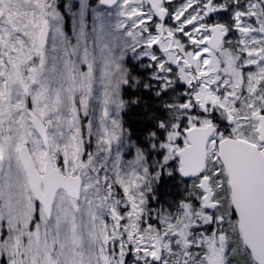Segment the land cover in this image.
I'll return each instance as SVG.
<instances>
[{"label": "snow or ice", "instance_id": "obj_1", "mask_svg": "<svg viewBox=\"0 0 264 264\" xmlns=\"http://www.w3.org/2000/svg\"><path fill=\"white\" fill-rule=\"evenodd\" d=\"M0 264H264V0H0Z\"/></svg>", "mask_w": 264, "mask_h": 264}, {"label": "rangeland", "instance_id": "obj_2", "mask_svg": "<svg viewBox=\"0 0 264 264\" xmlns=\"http://www.w3.org/2000/svg\"><path fill=\"white\" fill-rule=\"evenodd\" d=\"M90 1L91 0H89V3H90ZM51 2L53 3V4H58L59 2H62V0H51ZM92 2H93V4H94V0H92ZM91 12H92V14H93V18H96L97 16H99L100 14H101V10L98 8V7H92L91 8ZM113 19L115 20V19H117V17L114 15L113 16ZM99 74L97 73V76H98ZM98 87V85L97 86H94V90H93V93H94V95H95V91H96V88ZM91 110V109H90ZM92 131H93V134H95V130H94V127H93V129H92Z\"/></svg>", "mask_w": 264, "mask_h": 264}, {"label": "trees", "instance_id": "obj_3", "mask_svg": "<svg viewBox=\"0 0 264 264\" xmlns=\"http://www.w3.org/2000/svg\"><path fill=\"white\" fill-rule=\"evenodd\" d=\"M90 4H93L92 0L90 1Z\"/></svg>", "mask_w": 264, "mask_h": 264}]
</instances>
